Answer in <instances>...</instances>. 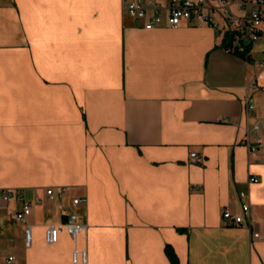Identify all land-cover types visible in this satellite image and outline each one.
<instances>
[{
    "label": "crops",
    "instance_id": "1",
    "mask_svg": "<svg viewBox=\"0 0 264 264\" xmlns=\"http://www.w3.org/2000/svg\"><path fill=\"white\" fill-rule=\"evenodd\" d=\"M224 38L166 18L146 30L124 0H0V188L41 200L31 248L14 204L0 216V264H73L76 248L87 264H172L167 248L179 264H264L260 46L249 60ZM48 188L68 189L62 205ZM80 196L86 208L73 207ZM245 201L261 239L223 221ZM64 207L86 227L50 245Z\"/></svg>",
    "mask_w": 264,
    "mask_h": 264
},
{
    "label": "built area",
    "instance_id": "2",
    "mask_svg": "<svg viewBox=\"0 0 264 264\" xmlns=\"http://www.w3.org/2000/svg\"><path fill=\"white\" fill-rule=\"evenodd\" d=\"M124 10L134 21L141 22L146 30L161 26L166 18L170 27H178L183 22L209 26L217 35L224 34V39L229 44L227 49L245 53L246 56H251L253 48L260 46L262 57L256 60V66L261 72L257 74L256 79L261 78L264 72V0H170L167 5L161 4L158 0H124ZM246 46H250V51H246ZM252 85L256 87L255 83ZM253 110L251 99H247V113ZM258 129V126L254 128V134L248 132L242 142L251 155L258 152L260 141ZM191 160L198 161L196 153L191 154ZM250 181H257V178L253 176ZM67 190V188H48L46 190L48 200L58 201L62 205ZM35 203L41 204V200L36 198L32 201L24 190L0 188V216L7 213L9 207L14 204L15 208L10 214V219L24 226L26 248H31L33 245V231L28 219L33 213ZM72 205L74 208H86L88 197H76L72 200ZM242 210L244 215L235 214L229 209L224 210L225 225L246 226L251 230L253 240L261 239L260 232L253 226L249 201L243 202ZM63 219L61 225L46 226L45 240L48 244L53 245L59 241L63 228L67 230L73 241L77 242L78 235L86 227L85 216L70 208L64 207ZM2 256L3 249L0 248V257ZM15 261V256H9L6 260L8 264H13ZM87 263V251L76 248L73 252V264Z\"/></svg>",
    "mask_w": 264,
    "mask_h": 264
},
{
    "label": "trees",
    "instance_id": "3",
    "mask_svg": "<svg viewBox=\"0 0 264 264\" xmlns=\"http://www.w3.org/2000/svg\"><path fill=\"white\" fill-rule=\"evenodd\" d=\"M223 46L225 48H228L229 47V44L227 43V41L224 40V44ZM246 51H250V46H246ZM236 54L238 55H241L242 57H245V58H248L249 60H252V57L251 56H247L246 57V54L245 53H238V52H235ZM167 254L169 256V258L171 259V262L172 264H179L178 260H177V257L175 255V253L173 252V250L171 248H167Z\"/></svg>",
    "mask_w": 264,
    "mask_h": 264
},
{
    "label": "rangeland",
    "instance_id": "4",
    "mask_svg": "<svg viewBox=\"0 0 264 264\" xmlns=\"http://www.w3.org/2000/svg\"><path fill=\"white\" fill-rule=\"evenodd\" d=\"M256 48V46L254 47V49ZM262 57V54L257 52L253 55V58H255L256 60H259Z\"/></svg>",
    "mask_w": 264,
    "mask_h": 264
}]
</instances>
